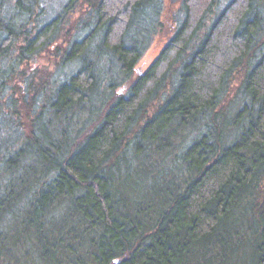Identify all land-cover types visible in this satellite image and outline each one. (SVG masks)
<instances>
[{
  "label": "trees",
  "instance_id": "trees-1",
  "mask_svg": "<svg viewBox=\"0 0 264 264\" xmlns=\"http://www.w3.org/2000/svg\"><path fill=\"white\" fill-rule=\"evenodd\" d=\"M161 1L93 0L89 32L58 44L78 0L48 22L45 0H0V264H264V50L232 126L215 113L256 47L255 0H229L196 43L216 0H181L138 74ZM53 50L70 73L46 92L22 69Z\"/></svg>",
  "mask_w": 264,
  "mask_h": 264
},
{
  "label": "rangeland",
  "instance_id": "rangeland-1",
  "mask_svg": "<svg viewBox=\"0 0 264 264\" xmlns=\"http://www.w3.org/2000/svg\"><path fill=\"white\" fill-rule=\"evenodd\" d=\"M229 0H216L211 12L205 18L202 27L196 34L195 43L200 41L213 19L219 14V12L227 5ZM93 0H78L77 4L74 6L71 14L65 19V24L61 37L55 43H70V40H75L81 38L85 33L87 34L91 29L90 24L93 21L92 12L89 9L90 4ZM67 4V0H45L43 7L45 8V14L42 17L43 22H48L57 16L64 5ZM255 6L258 8L260 14V25L258 26L257 33V43L253 51L250 52L247 59L242 61L240 65L232 72L230 80L227 84V88L223 94V98L220 105L215 110V113L225 116L228 119V126H232L233 117L239 109L242 108L247 100L244 99L241 88L242 82L248 69L257 60L261 50H264V0H255ZM184 17V12L181 6V1L177 4L170 5L168 0H162L159 6L158 12L154 15L153 26L149 27V32L146 35L145 49L143 50L142 56L135 66V71L138 74L144 73L151 64L156 60L160 54L164 45L173 36L176 27L182 22ZM100 37H96L95 43L99 42ZM69 40V41H67ZM57 44L53 47L55 48ZM54 53V54H53ZM53 53L48 51L40 56L35 57L31 60L30 65L22 69L24 76L31 80L34 78L35 81L48 80V84L45 86L46 92H49L51 87H53L61 78H65L70 73V66L61 65V54ZM56 55V56H55ZM113 78H115L116 88L115 91L121 93V95L126 94V90L130 85V79L127 82L122 79L121 75H116V71H112ZM33 80V79H32ZM22 81L17 80L13 86H20ZM169 90V87H168ZM44 93V92H43ZM15 103H18V108L21 106V95L13 94ZM98 111L101 110V105L95 104ZM103 109V108H102ZM95 110L93 116L89 122H87L88 115L83 114L79 118H75L70 122L69 135L71 137L75 136L79 131L86 130L91 124L99 117V112ZM153 112V108H150V114ZM214 113V114H215ZM218 123V122H217ZM229 131V130H228ZM181 133L178 138H175V144H179L182 140L181 135L185 137L182 141V146L188 144L191 139L196 135V131H191L190 133ZM189 135V136H188ZM188 136V137H187ZM176 154V151L174 152Z\"/></svg>",
  "mask_w": 264,
  "mask_h": 264
},
{
  "label": "water",
  "instance_id": "water-1",
  "mask_svg": "<svg viewBox=\"0 0 264 264\" xmlns=\"http://www.w3.org/2000/svg\"><path fill=\"white\" fill-rule=\"evenodd\" d=\"M170 5H174L177 4L178 2H180L181 0H168Z\"/></svg>",
  "mask_w": 264,
  "mask_h": 264
}]
</instances>
